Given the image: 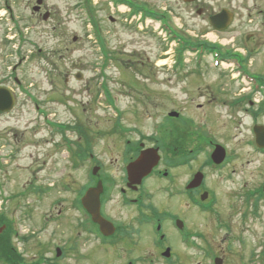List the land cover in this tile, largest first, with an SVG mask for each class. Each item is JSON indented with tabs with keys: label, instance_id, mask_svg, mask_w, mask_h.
Returning <instances> with one entry per match:
<instances>
[{
	"label": "rangeland",
	"instance_id": "rangeland-1",
	"mask_svg": "<svg viewBox=\"0 0 264 264\" xmlns=\"http://www.w3.org/2000/svg\"><path fill=\"white\" fill-rule=\"evenodd\" d=\"M16 1L18 13L22 16L30 15L31 9L28 7L30 0ZM138 1L147 5L148 7H144L148 9L150 7L157 12L164 11L172 26L177 31H182L186 37L196 40L202 32L205 37L215 35L216 38L210 37L211 41L217 39L225 41V46L236 44L242 46L243 51L247 49L255 71L264 67V50L262 55L252 54L257 44L264 40V17L248 16L250 11L255 12L261 8L264 0H200L197 2L198 7L196 4L189 5L184 0ZM84 2L85 0H46L47 8L57 12V28L53 31L51 25L45 22L39 24L36 19L27 24L28 40L23 47L21 44V52L33 56L20 71V75L32 85L34 91L41 92L46 107L55 110L60 119L73 120V110L69 109H87L89 116L86 117L89 118V126H92L93 133L96 129L106 133L101 136L102 141L97 151L115 173H118L122 145L115 134L108 133L114 129V122L121 121L127 126H136L143 135L150 137L158 134L164 139L166 132L163 128L159 130V124L164 122L167 109L171 107L193 109V112L189 111L191 114L197 117L201 115L202 111L197 107V104L202 102L198 94L200 88L209 86L211 91L215 92V96L228 97L230 100L244 93L242 84L249 88L248 80L242 84L239 80H233L234 83L230 84L217 75L220 74L218 71L213 70H210L206 77H191L177 85L176 78L169 80L170 75L165 65L167 62L170 63L171 59L164 54L166 48L157 32V29H161L159 28L161 22L148 17L142 18L140 24L137 21L138 16L131 18L128 12L124 11L126 6L120 5L119 9L116 7L111 9L108 0H93L95 16L101 28L100 35L110 55L108 58L92 29ZM199 7L204 8L203 13H199ZM223 8L235 14L234 31L231 33H218L209 22L210 16ZM113 11H116V14ZM113 15L119 17L118 22L110 21L109 16ZM3 38V28L0 25V80L7 74L8 67H11L20 56L9 51L16 49L19 43L8 44L2 40ZM232 38H235V41H232ZM168 41H173L170 36ZM8 51L13 55H9ZM78 71L83 73L82 79L74 78ZM52 78L54 86L50 81ZM218 87L225 89L226 92H217ZM253 98L256 102L260 100L259 104H263L264 88L261 93H253ZM19 100L11 113L0 115L2 155L11 150L17 152L11 158L8 157L10 162L7 164L9 161L7 160L0 169V213L4 211L6 215V219L0 220V226L5 225L7 228L9 224V232L17 233L13 235L14 243L27 262L43 259V264H57L52 257L53 245L59 241L66 242L70 235L77 234L71 223L75 220L72 214L68 216L67 221L52 222L46 217L50 214L55 200L68 203L73 193L65 191L64 186L60 185L58 190H46L49 192L41 200L38 194L40 191L36 192L35 188L28 189L32 184L33 187L41 186L43 180L44 186H47L52 183V179L56 182L70 179L75 187H79L85 180L84 171L80 172L79 169L85 170L88 166L84 165L74 170L63 159L58 162L54 173L48 172L47 169L43 170L47 166L43 165L44 156L37 146L35 106L21 96ZM117 109L123 111V115H117ZM220 119L222 120V117ZM227 128L233 136L228 139L229 143L240 148L244 155L242 164L249 161L245 167L252 174L250 182L253 185L257 184L264 176V156H259L249 147L242 146V140L248 135L244 127L240 130L234 123L229 122ZM103 143L106 147H103ZM116 158L118 161H114ZM50 162L52 161H48L47 165ZM47 174L52 176L49 181L50 176ZM225 189L221 187L222 191ZM229 200L234 205L232 210L228 200L225 199L223 204L227 207L224 211L230 209L229 213L233 215V219H230L231 234L224 229L217 232L212 219L205 216L208 219L205 224H210L205 228L209 234L204 241L205 246L212 247L215 252L224 255L225 264H263L260 253L264 249V200L256 203L252 200L245 205L242 193L235 194ZM117 207V203H114L116 213ZM244 209L252 214L242 217L238 211ZM57 212L56 208L54 213ZM211 225L213 226L209 228ZM23 236L28 238L23 240ZM79 242L82 251L90 254L91 258L81 259L78 252H75V255L67 252L59 264L121 263L122 259L116 249H100L96 241L85 243L84 236ZM227 244L231 246L232 251L226 249ZM182 251L188 254L187 264L211 262L210 259L192 251L185 249Z\"/></svg>",
	"mask_w": 264,
	"mask_h": 264
},
{
	"label": "flooded vegetation",
	"instance_id": "flooded-vegetation-1",
	"mask_svg": "<svg viewBox=\"0 0 264 264\" xmlns=\"http://www.w3.org/2000/svg\"><path fill=\"white\" fill-rule=\"evenodd\" d=\"M124 1L108 0L107 3L111 9H119ZM130 1L137 9L146 6L138 0ZM197 2L200 0L187 4H196L198 7ZM17 7L16 0H0V25L4 33L2 40L8 44L18 42L19 46L9 51L20 55L0 80V89L3 88L12 95L15 101L12 109L20 102L19 96L34 104L37 146L44 156L43 165L47 166L43 170L54 173L58 162L63 159L74 170L88 166L85 170L79 169L80 172L84 171L85 178L79 187H75L70 179L53 181L52 176L47 174L50 176L48 181L52 179V183L44 186L43 180L41 186L33 187L32 184L28 189L36 188L37 192L40 191L38 194L41 200L49 191L58 190L60 185L64 186L65 191L73 193L68 203L55 200L50 214L46 217L52 222L67 221L72 214L75 220L71 223L77 234L70 235L66 242L59 241L53 245L52 257L55 262L59 264L67 252L74 255L78 252L81 259L91 258L90 254L82 251L79 242L84 236L85 243L96 241L100 249H116L122 259L120 264H187L188 254L182 249L210 259V264H216L219 258V263L225 264L224 255L204 244L209 235L205 228L210 225L205 224L208 220L205 216L212 219L217 232L224 229L231 234L233 215L229 213L230 209L224 211L227 209L223 204L224 200H228L231 210L234 205L229 199L237 193H242L245 205L252 200L255 203L264 200V176L255 185L250 182L252 174L245 167L249 161L242 164L244 155L240 148L229 143L228 139L233 136L227 128L229 122L234 123L240 130L244 127L248 135L242 140V146L264 156V148L256 143L255 132L258 126H264V103L259 104L260 100L256 102L253 98V93H261L264 88V67L255 71L251 65L250 52L247 49L243 51L242 46H225V41L217 39L211 41L210 36L205 37L203 32L194 40L186 37L182 31H177L180 37L188 41L177 42L176 47L169 51L171 62L166 63L169 80L176 78L178 85L191 77H206L213 70L218 71L220 74L217 75L230 84L234 83L233 80H239L241 84L248 80L249 88L242 84L244 93L232 100L215 96L209 86L200 88L198 94L202 102L197 107L202 111L201 115L197 117L191 114L189 111L193 112V109H167L164 122L159 124V130L163 128L166 132L164 139L158 134L150 137L143 135L136 126L130 127L121 121L114 122V129L108 133L115 134L122 145L118 173H115L97 151L102 135L106 133L100 129L93 133L92 126H89L87 109H69L73 110V120H62L55 110L46 107L41 92L34 91L32 85L21 77L20 71L33 56L21 52V44L23 47L28 40L27 24L36 19L39 24L45 22L51 25L54 31L58 21L56 10L47 8L46 0H30L28 7L31 12L27 16L20 15ZM203 10L202 7L198 9L199 13H203ZM223 11L232 14V22L223 29L214 27L211 17ZM113 13L116 14V11ZM161 14L171 25L168 15L164 11ZM212 16L209 22L216 32L222 34L234 31L235 14L229 9L223 8ZM248 16L264 17V3L257 11H250ZM109 19L118 22L119 17L113 15ZM263 50L264 40H261L252 54L262 55ZM165 51L167 49L164 54ZM76 76L77 73L74 78ZM50 81L54 86V79ZM253 82L259 89H256ZM224 90L217 88V92ZM12 111H0V115L5 116ZM119 115H123V111L119 110ZM103 147H106L105 143ZM150 150H157L160 156L152 171L143 177L129 174V165L140 158L143 152ZM1 151L0 147V160ZM13 153L17 152L11 150L4 155L11 158ZM48 161L52 162L47 165ZM114 161H118V158ZM9 162L10 160L7 163ZM221 187L226 189L222 191ZM88 190L98 193L100 214L108 222L104 229L93 220L90 207L87 208L82 202ZM94 199L96 200V196ZM114 203L118 206L117 213ZM56 208L58 212L54 213ZM238 213L242 217L252 214L247 209L239 210ZM226 249L231 250V246L227 244ZM260 257L264 264V249Z\"/></svg>",
	"mask_w": 264,
	"mask_h": 264
},
{
	"label": "water",
	"instance_id": "water-1",
	"mask_svg": "<svg viewBox=\"0 0 264 264\" xmlns=\"http://www.w3.org/2000/svg\"><path fill=\"white\" fill-rule=\"evenodd\" d=\"M186 2H193L196 0H185ZM233 16L231 13H228L227 11H223L222 13L212 16L211 17V23L214 27L223 29L227 27L232 22ZM4 90L3 88L0 89V110L6 111L10 110L13 104V98L12 95L9 93V91ZM256 135H257V142L264 146V127L260 126L258 129H256ZM153 152V154H152ZM156 150H150L144 153L142 158H140L138 161L132 163L129 166V173L134 174L136 176H144L147 173H149L154 165L158 162V155H155ZM135 177V176H133ZM96 196V200L94 197ZM84 205L88 208L90 207V210L93 214V218L96 222H99L101 224L102 229L106 227L107 221L100 215L99 211V197L98 193H96L93 190H89L86 194V196L83 198ZM4 226L0 227V233L4 230Z\"/></svg>",
	"mask_w": 264,
	"mask_h": 264
},
{
	"label": "trees",
	"instance_id": "trees-1",
	"mask_svg": "<svg viewBox=\"0 0 264 264\" xmlns=\"http://www.w3.org/2000/svg\"><path fill=\"white\" fill-rule=\"evenodd\" d=\"M5 216V213L2 212L0 215V220L2 218L6 219ZM8 226L0 234V261L3 264H43V259L40 261L33 260L31 262H27L25 260L23 254L18 251L17 247L13 242V235L15 234V232H9L10 229L8 228Z\"/></svg>",
	"mask_w": 264,
	"mask_h": 264
},
{
	"label": "bare ground",
	"instance_id": "bare-ground-1",
	"mask_svg": "<svg viewBox=\"0 0 264 264\" xmlns=\"http://www.w3.org/2000/svg\"><path fill=\"white\" fill-rule=\"evenodd\" d=\"M215 35H210L211 38H216V36L214 37Z\"/></svg>",
	"mask_w": 264,
	"mask_h": 264
}]
</instances>
